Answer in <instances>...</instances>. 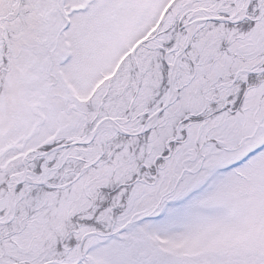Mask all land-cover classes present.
<instances>
[{
  "label": "snow or ice",
  "instance_id": "1",
  "mask_svg": "<svg viewBox=\"0 0 264 264\" xmlns=\"http://www.w3.org/2000/svg\"><path fill=\"white\" fill-rule=\"evenodd\" d=\"M0 264H264V0H0Z\"/></svg>",
  "mask_w": 264,
  "mask_h": 264
}]
</instances>
